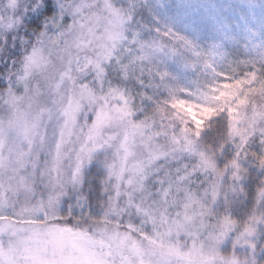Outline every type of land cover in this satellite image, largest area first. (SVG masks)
I'll return each mask as SVG.
<instances>
[{
    "label": "snow or ice",
    "instance_id": "obj_1",
    "mask_svg": "<svg viewBox=\"0 0 264 264\" xmlns=\"http://www.w3.org/2000/svg\"><path fill=\"white\" fill-rule=\"evenodd\" d=\"M0 264H264V0H0Z\"/></svg>",
    "mask_w": 264,
    "mask_h": 264
}]
</instances>
